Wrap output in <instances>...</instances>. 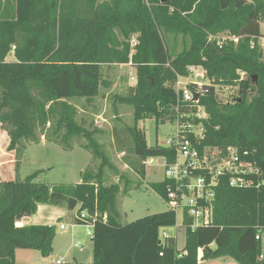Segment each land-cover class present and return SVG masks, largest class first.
<instances>
[{
  "label": "trees",
  "instance_id": "16d2710c",
  "mask_svg": "<svg viewBox=\"0 0 264 264\" xmlns=\"http://www.w3.org/2000/svg\"><path fill=\"white\" fill-rule=\"evenodd\" d=\"M263 22L264 0H0V124L10 137L8 152L19 154L23 142L40 144L42 137L70 150L81 139V147L100 161L75 185L37 182L40 171L0 182V264H17V250L37 251L44 258L53 254L56 225L17 226L40 205L87 213V222H94L92 264H199L225 258L264 264L256 241L264 229V185L232 188L222 178L213 225L187 230L182 250L176 238H160L161 229L175 225L169 210L121 225L118 196L133 181L98 140L102 131L78 119L74 104L92 103L102 88H110L104 66L134 67L136 85L127 96L114 98L133 107L135 124L123 129L124 137L116 128L114 136L124 163L144 180L146 159L171 160L172 154L148 146L138 123L148 118L157 125L174 122L179 97L174 85L188 76L189 67H200L209 81L201 89L192 86L201 91L197 106L207 114L201 146L248 151L264 177ZM223 33L239 41L222 46L210 41ZM217 87H230L236 95L231 99ZM15 168L17 173L19 165ZM107 170L118 183L107 185ZM165 187L152 183L163 198Z\"/></svg>",
  "mask_w": 264,
  "mask_h": 264
},
{
  "label": "rangeland",
  "instance_id": "374dc122",
  "mask_svg": "<svg viewBox=\"0 0 264 264\" xmlns=\"http://www.w3.org/2000/svg\"><path fill=\"white\" fill-rule=\"evenodd\" d=\"M261 34L264 36V22L261 23ZM228 34L225 33L222 39L227 38ZM260 42L262 40L260 39ZM180 44V42H178ZM10 55L8 61H12ZM103 76L108 83L111 84L110 88H102L100 94L96 99L89 103L85 99H80L74 104L78 107L79 120H85L89 128L96 127L102 133L98 136V140L102 143L107 150L109 157L113 164L120 170L121 173L126 174L128 179L133 181L128 192L123 190L118 196V209L120 212L119 222L121 225H128L137 220L143 219L148 216L167 212L169 210L165 199L152 188V183H158L162 179V160L155 159V165L148 169L145 168L147 177L142 180L131 171L124 163V153L118 151V141L114 136V131H118L123 135L125 127H131L135 124L133 107L125 103L115 100V96H127L130 88L134 86L132 77L136 76V70L129 65H117L103 67ZM192 81H198L202 85H208L207 79L196 80L194 77ZM217 90L226 95L227 97H235V90H230L226 87H217ZM138 128L141 129L146 135L148 146L165 147L167 141L175 133L172 124L165 125L156 124L154 118H148L138 123ZM42 140L45 141L44 137ZM10 137L6 129L0 124V158L5 162L4 166L0 168V176L7 180H15V178L23 179L32 175L36 171H40L37 182L47 184L49 186L56 185H75L80 182L81 174L87 169H97L100 161L94 159L92 154L84 150L81 145L85 143L81 139H75L71 145L70 150H64L53 143H40L31 144L23 142L19 154L15 152H8ZM14 160V164L11 162ZM17 163V164H16ZM16 165H19V170L16 173ZM156 171V175L155 172ZM107 185L116 184L119 182L118 176L111 170L106 171ZM122 188L125 185L121 184ZM54 208V207H53ZM57 209H61L55 207ZM65 216L63 217L62 224L67 226L70 234L79 235L81 238L76 240L81 242L83 246L77 249H90V257L87 262L83 264L93 263V242L91 237L87 236V226L78 225L75 222V216L79 212V208L74 211L63 209ZM34 216V215H33ZM32 216V217H33ZM31 217V218H32ZM164 232L169 235L175 236L176 230L173 227L164 229ZM57 235L60 234L59 229ZM56 235V236H57ZM58 236V237H59ZM64 237V236H62ZM75 243V244H76ZM178 247H184L185 232L180 231L177 239ZM75 247V245L73 246ZM72 249V247H71ZM76 249L73 248V250ZM86 249V250H87ZM16 263L17 264H49L54 262L53 255L44 258L39 252L32 250H17ZM27 251V252H26ZM77 251V250H74ZM32 253L33 258L27 256L26 253ZM236 263V262H235Z\"/></svg>",
  "mask_w": 264,
  "mask_h": 264
},
{
  "label": "built area",
  "instance_id": "2783aa9c",
  "mask_svg": "<svg viewBox=\"0 0 264 264\" xmlns=\"http://www.w3.org/2000/svg\"><path fill=\"white\" fill-rule=\"evenodd\" d=\"M224 34L211 36L210 41H217L220 46L227 41L235 43L239 41V38L228 33V37L222 39ZM261 40L260 43H263L264 39ZM131 45L133 47L137 45L135 37ZM241 76L243 77V74ZM192 77L196 80L206 79L205 72L197 66L189 67L187 77L178 78L174 85L179 96L175 107L176 115L174 122L170 123L175 133L168 139L166 146L162 147L172 154V158L171 160L168 156L160 158L163 176L158 183L166 184L164 199L169 211L175 216L173 228L176 232L195 231L213 225L215 191L222 178L227 177L232 188L259 189L264 185L263 174L256 164L251 162L248 151L241 152L234 147L221 151L217 148L201 146L203 137L201 121L207 119V114L203 107L197 106L200 97L197 101L194 100V94L200 95L201 91L192 89L193 85L199 89L203 85L198 81H192ZM131 80L136 85V76ZM196 120L200 122L197 124ZM155 159H146L143 166L151 169L155 165ZM154 173L156 175V171ZM75 220L85 222L84 226L88 228L87 236L92 238L94 222H87V213L77 214ZM166 228L161 229L160 238L162 240L176 238L164 232ZM60 229L64 233L69 232L65 225H61ZM256 241L262 247L259 260L264 261V229L258 230ZM75 247L81 248L82 244L78 242ZM182 256L179 254L178 257L182 258ZM56 264H62V261H57Z\"/></svg>",
  "mask_w": 264,
  "mask_h": 264
},
{
  "label": "crops",
  "instance_id": "0c3cea01",
  "mask_svg": "<svg viewBox=\"0 0 264 264\" xmlns=\"http://www.w3.org/2000/svg\"><path fill=\"white\" fill-rule=\"evenodd\" d=\"M13 58V55H11ZM134 68V67H132ZM46 142L44 140L41 141V143ZM48 143V142H46ZM3 158H0V168L3 167L5 162H3ZM11 162L14 164V160H11ZM264 178V177H263ZM16 179V178H15ZM1 181H7L3 179L0 176V182ZM11 181V180H10ZM65 216V213L63 212V209H57L53 208V206H48V205H40L38 207L37 213L31 218H25L21 220L20 222L17 223L18 227H23V226H30V225H56L57 230L59 229L60 234L62 236L57 235L54 243H53V258L54 262L49 263V264H56L57 261H62V264H69V263H84L87 262L86 259L90 257V249H74L77 251H74L73 247L76 243L77 239H80L81 237L75 233H72V236H66L67 233H64L61 231L60 226L63 225V217ZM180 232V231H179ZM174 237L178 239V233ZM70 234V233H68ZM59 236V237H58ZM78 243V242H77ZM81 243V242H79ZM185 243H186V235H185ZM83 246V244H82ZM72 247V249H71ZM185 247V244H184ZM184 247H180L179 249H184ZM87 249V250H86ZM18 251H16L17 254ZM27 252V251H26ZM15 254V257H16ZM27 256H30L31 258L34 257L32 253H26ZM51 255V256H52ZM16 259V258H15ZM199 264H238L235 263V261L225 258V259H217V260H212V261H203L200 259Z\"/></svg>",
  "mask_w": 264,
  "mask_h": 264
},
{
  "label": "water",
  "instance_id": "95a60500",
  "mask_svg": "<svg viewBox=\"0 0 264 264\" xmlns=\"http://www.w3.org/2000/svg\"><path fill=\"white\" fill-rule=\"evenodd\" d=\"M167 0H161L162 3L166 2ZM200 95L199 94H194V100L197 101L199 99Z\"/></svg>",
  "mask_w": 264,
  "mask_h": 264
}]
</instances>
